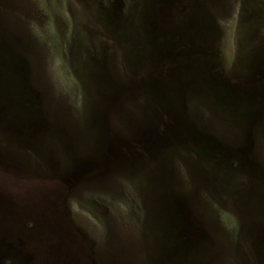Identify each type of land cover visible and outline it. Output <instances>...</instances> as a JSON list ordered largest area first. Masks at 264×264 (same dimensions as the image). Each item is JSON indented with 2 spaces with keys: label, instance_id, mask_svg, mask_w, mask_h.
<instances>
[{
  "label": "rangeland",
  "instance_id": "obj_1",
  "mask_svg": "<svg viewBox=\"0 0 264 264\" xmlns=\"http://www.w3.org/2000/svg\"><path fill=\"white\" fill-rule=\"evenodd\" d=\"M182 3L0 0V264H264V0Z\"/></svg>",
  "mask_w": 264,
  "mask_h": 264
},
{
  "label": "trees",
  "instance_id": "obj_2",
  "mask_svg": "<svg viewBox=\"0 0 264 264\" xmlns=\"http://www.w3.org/2000/svg\"><path fill=\"white\" fill-rule=\"evenodd\" d=\"M181 5L188 8L189 7V0H183V3ZM221 106H222L221 109H224V110H227V111L230 110L229 106H227L225 104H221ZM158 111H159L160 116H162V118H164L158 124H159V126H161V128L163 127L164 130H166V131H164V130L161 131L160 134L161 135H165V138L167 139V136H169V135L167 133V129L166 128H167V126L172 124L171 118L166 113L167 111H164V109L162 107H159ZM225 114H227V113H225ZM178 115H179V112H178ZM181 115L182 114H180V116ZM176 134H177V136H179L181 138H186V139L191 140L193 132H192V130L189 131L186 128L179 127L176 124ZM196 152H198V151H196ZM202 159L205 160V161L208 160L209 161V165L211 166V168H214L216 170L221 169V168L222 169L223 168H228V167H226V164L228 163V161H225V159L221 156V154L214 153L213 155H209V156L203 157ZM197 164H199V162ZM201 164L203 165V163H201ZM229 170H232L233 172L236 173V169L235 168L234 169L232 168V169H229ZM238 173H240V172H238ZM236 175H238V174H236ZM214 188L215 189H213V192L210 193V191H209L208 193H205L204 197L206 198V200L211 205H213L215 208H218L222 212L224 217H227V219H229V223L232 224V222H233V226L235 225L236 227H238V225H240L242 223L243 224L242 226L245 228L246 223H247V219H246V221H244V219H242V218L240 219L239 216L237 217V215H235V213L228 207L229 203H228V199L225 198V195L229 198V196L232 195V193H234V194L236 193L239 196V199H240L239 205H240L241 202L243 204H245L244 207L247 208L245 210H247V212L249 214V218H250V216L252 215V213L254 211L255 212H259L258 209L261 208V207L256 206L255 201L252 198H250L249 189H248V187L246 188L245 185L236 184L235 187L228 188V189L226 187H221V186H219L218 188H216V187H214ZM249 211H250V213H249ZM249 218H248V220H249Z\"/></svg>",
  "mask_w": 264,
  "mask_h": 264
}]
</instances>
